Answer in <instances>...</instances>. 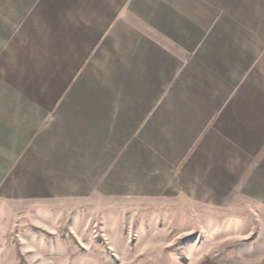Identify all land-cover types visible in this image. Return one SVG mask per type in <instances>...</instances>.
I'll return each instance as SVG.
<instances>
[{"label": "crops", "instance_id": "crops-1", "mask_svg": "<svg viewBox=\"0 0 264 264\" xmlns=\"http://www.w3.org/2000/svg\"><path fill=\"white\" fill-rule=\"evenodd\" d=\"M160 176L264 194V0H0V201Z\"/></svg>", "mask_w": 264, "mask_h": 264}, {"label": "rangeland", "instance_id": "rangeland-1", "mask_svg": "<svg viewBox=\"0 0 264 264\" xmlns=\"http://www.w3.org/2000/svg\"><path fill=\"white\" fill-rule=\"evenodd\" d=\"M124 181L111 195L0 201V264H264V194Z\"/></svg>", "mask_w": 264, "mask_h": 264}]
</instances>
